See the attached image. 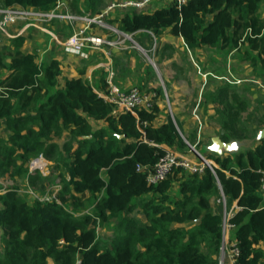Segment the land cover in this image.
Wrapping results in <instances>:
<instances>
[{
    "label": "trees",
    "instance_id": "trees-1",
    "mask_svg": "<svg viewBox=\"0 0 264 264\" xmlns=\"http://www.w3.org/2000/svg\"><path fill=\"white\" fill-rule=\"evenodd\" d=\"M60 1L69 0H0V7L49 12ZM263 3L189 0L180 6L167 0L153 10L126 8L132 11L116 22L123 33L142 32L157 41L169 32L196 55L204 47L239 50L243 43L258 49L264 43ZM24 44L19 36L0 49V177L27 176L35 184L39 178L29 173L30 161L53 159L62 150L68 178L61 176L58 200H28L17 186H0L2 264H220L222 209L234 204L239 210L228 220L234 264H264V134L253 149L207 156L215 174L177 167L151 185L145 168L167 150L186 154L189 148L179 122L159 124L164 110L157 102L150 110L117 111L83 74L64 77L59 60L39 64L38 54L25 52ZM237 119L225 118L232 130L226 142L239 136ZM194 137L186 140L194 145ZM87 197L95 199V213L68 209ZM135 212L142 217H132ZM97 221L115 224L110 246H102Z\"/></svg>",
    "mask_w": 264,
    "mask_h": 264
},
{
    "label": "crops",
    "instance_id": "crops-1",
    "mask_svg": "<svg viewBox=\"0 0 264 264\" xmlns=\"http://www.w3.org/2000/svg\"><path fill=\"white\" fill-rule=\"evenodd\" d=\"M125 1L128 0H69L64 1L65 7H63L61 11L70 13L75 12L80 17H87L86 15H92L91 17H95L108 12L107 10L112 4ZM159 5L160 2H157V4L153 3L152 6L149 7V10H153ZM124 11H132V9L123 10L117 8L108 12V20L114 21V23L107 22L112 29L100 27L94 24L90 26L91 32L95 36L102 37L109 42H116L118 44L116 46L105 45L98 50L87 49L85 57L69 54L65 50L64 43L73 33L88 26L87 23L86 25L84 24L81 26L76 22L71 23L60 20L53 21L51 24L30 25L20 22L18 24L11 25L7 32H0V49L2 50L10 46L12 39L23 36L25 38L23 50L28 53L38 54L39 64H46L52 59L59 60L62 63L64 77L78 78L81 76L80 74H83V79L87 80L98 94L105 92L110 85H113L122 91L138 88L140 91L151 94V97L156 98L157 95L155 94L154 89L157 81H155L154 76H152L153 68L150 67V65L143 58H141V51L137 50L135 45L141 47L142 51L148 54L153 53L157 47L159 49V57L162 54L160 59L161 61L159 60L157 65L162 68L165 75L168 77V82L172 85L173 114L176 115L173 121L175 123L178 121L181 125V130L185 132V135L191 136L189 131L192 130V113L199 103L202 107H204V96L202 95L201 97V90L203 86L201 85L200 78L203 77L204 79L206 73H201L199 71L201 69V63L199 61L206 64L207 48L204 47L199 49L197 51L198 54H194L197 57L195 59L192 52L187 48L184 40L181 37L172 36L169 32H166L163 35V38L159 41H157L156 37L153 35H151L150 38L145 37L142 32H137L130 35V38H128L126 36L128 34L118 30V23L116 22V20H120L122 18L125 13ZM216 59L217 58L214 57V62H217ZM170 67L174 68L178 75L175 74L174 76H171L170 74L173 70H170ZM186 72L191 75H188L189 77L187 78V82L190 86H193V93L180 95L178 94V89L180 87L177 86V83L179 85L181 82L180 77L182 75L183 77L187 76L184 75ZM176 76L178 77L176 78ZM158 101L159 98L154 99V103L157 102L159 107L164 110L161 112L159 119V124H161L168 121L170 118L165 115V105ZM206 106L207 108L205 113L207 114L212 112L210 114H214L216 119L214 125L210 126V124H204V127L213 128L214 132L217 133L213 135L205 134V140L203 141H207V136H209L210 140L208 141L210 143H204L203 146L197 149L196 152L206 157L224 155L233 156L236 155V153L238 154V152L240 153V151H237L236 153H233L232 151V147L237 148V146L233 145V142H235L234 139H232L229 143H224V141L221 140L223 126L220 127V125H223L224 118L223 116H218L220 113H223L224 115L223 109L221 108L222 106L218 108L212 101ZM186 107L188 108L185 109ZM201 114L202 118L206 121L208 117H206L204 112H202V109ZM233 114L235 115L236 112ZM210 123L212 124V122ZM218 133L220 136H217ZM260 134L261 137L264 134V130L260 131ZM260 137L256 138V142L252 143V145H250L251 147L248 146L249 143L247 141L242 142L244 146L246 144V147L245 149H242L241 152L253 149L258 144ZM194 139L195 146L193 147L198 148L197 146L200 142L202 143V141H196L195 137ZM185 141L190 147H192L187 140ZM177 153L182 156L186 155L180 153L179 151ZM188 160L194 161L192 158ZM260 195L264 200V187L260 190ZM238 210L239 207L234 204L229 210H226L224 207L223 213L226 212L231 218ZM231 233L232 231L230 230L228 235L230 236Z\"/></svg>",
    "mask_w": 264,
    "mask_h": 264
},
{
    "label": "rangeland",
    "instance_id": "rangeland-1",
    "mask_svg": "<svg viewBox=\"0 0 264 264\" xmlns=\"http://www.w3.org/2000/svg\"><path fill=\"white\" fill-rule=\"evenodd\" d=\"M162 1L167 0H157L156 2ZM150 5L152 6V3ZM72 14L76 16L78 15L75 12H72ZM259 15L261 16L264 23V4L260 9ZM76 23L81 26L84 24L86 25L84 21H79ZM263 44L264 43L262 42V44L259 45L258 49H252V46L246 43H243L239 50L232 49L230 46L227 48L219 47L217 49L211 50L207 48L206 64L199 61L201 63V69L199 71L201 73H206L204 79L203 77L200 78L201 85L203 86L201 90V97L202 95L204 96V107H202L199 103V105L194 109V112L192 113L193 119L191 120L192 124L194 125L190 123L192 126V130L189 131L191 135L195 136L196 141H202V143L199 141L200 144L198 148L194 147L196 151L197 149L201 148L204 143H210L208 141L210 140L209 136H207V141H203L205 140V134L213 135L217 133L214 132L213 128L211 129L204 127V124H210V126L214 125L216 119L214 114H210L212 112H209L207 114L205 113L207 108L206 105L211 103V101L214 102L215 106L218 108L222 106L221 108L224 112V115L223 113H220L218 116L224 117V121L222 120L223 125H220V127L223 126V131L221 132V140H223L224 143H229L232 140L231 139L226 142L223 138L224 136L226 137L229 134H231L232 136L230 125L224 124L227 123L225 121V118H232V116H234V112H236L237 114L238 119L233 128L235 131H239V136L238 138L233 137V139L235 140V142H233V145L237 146V148L232 147L233 153H236L237 151L241 152L242 149H245L246 144L244 146L242 142L247 141L249 143L248 146L251 147L250 145L256 142V138L260 137V131L264 130V55L261 54V46H263ZM135 47L137 50H140L143 53L142 54L140 52L141 58H143L150 65V67L153 68L152 76H154L155 81H157L156 87L154 89L157 97L153 99L159 98L158 102H161L165 105V115L171 120H174L176 115L173 114L174 108L172 106V85L168 82V77L165 75V72L159 65H157V62H159V60L161 59L162 54L159 57V49L157 47L154 52L150 54L143 52L141 47H138L136 45ZM193 56L195 59L197 58L194 54ZM214 57L217 58V62H214ZM170 70H173V72L170 74L171 76L177 74L174 68L170 67ZM184 75L187 76L183 77L182 75L180 77L181 82L179 83V85L177 83V86L180 87L178 89V94H192L193 86H190V84L187 82V78L189 77L188 75L190 74L186 72ZM177 77L178 76H176V78ZM144 94L149 96L151 95L148 93ZM187 108L188 107H186L185 109ZM201 109L206 117H208L206 121L202 118ZM210 122H212V124ZM179 133L184 138V140H186L181 130H179ZM217 136H220L219 133L217 134ZM191 146L193 147L195 145ZM192 147L189 146V148L185 150L186 155L183 156L187 159L192 158L195 162H199L200 155ZM176 152L178 151L176 150ZM66 156L67 154L64 153V151L60 150L55 158H46L48 161V165L45 167L43 173L41 171H34L33 173H30L29 170V173L31 175L36 176L38 174L37 177L39 179L35 184L30 183L27 176L12 177L8 174L4 177H0V186L4 188L17 186L20 189L21 194L28 200L33 198L44 200L52 199L54 186L58 184L63 186V183L61 182V176H64V178H68L67 171L62 163V158ZM60 185L58 187H60ZM67 207L70 211H74L76 215L93 214V212L95 213V199H88L87 197L81 201L79 207H74L75 209L69 206ZM132 217H135V219H139L142 217V215L140 214V212H135L134 214H132ZM97 222L98 236L100 242L102 243V246H110L113 239L115 238V230L113 229L115 224L105 223L103 221ZM228 234L229 231L226 235H224V245L221 251L220 264H234V251L230 247H228ZM2 235V230L0 229V264H2L4 255V243L2 240ZM49 264L54 263L50 261Z\"/></svg>",
    "mask_w": 264,
    "mask_h": 264
},
{
    "label": "built area",
    "instance_id": "built-area-1",
    "mask_svg": "<svg viewBox=\"0 0 264 264\" xmlns=\"http://www.w3.org/2000/svg\"><path fill=\"white\" fill-rule=\"evenodd\" d=\"M155 0H128L121 3H114L108 8V12L117 9V8H136L144 9L149 4ZM178 5L186 4L189 0H175ZM65 7V3L60 1L58 6L49 12H43L35 10L32 8H22V7H11L5 8L0 7V32H7L8 28L11 25L24 22L30 25L35 24H51L53 21H68L75 23L77 21H84L88 26L76 31L73 33L64 43L65 50L69 54L85 57L87 49H99L105 45L116 46L118 43L109 42L102 37L95 36L90 29L92 24L112 29L105 20L108 12L101 14L95 17H80L76 16L70 12H62L61 9ZM130 38V35H126ZM111 84V82H110ZM106 102L114 106L117 111L120 112H134L137 108H146L150 110L153 107L154 99L153 97L144 94L137 88H132L128 91H122L116 86L110 85L109 89L105 92L98 94ZM199 162L190 161L187 158L181 156L174 150H167L165 156H163L158 164L153 168L147 169V181L151 185L159 184L160 182L167 179L174 168L182 167L187 169L190 173L203 174L207 169L211 170L215 174L216 164L212 159H209L201 154H199ZM48 165L47 159L41 155L37 158H34L29 163L30 173L34 171H41L42 173L45 170V167ZM139 170L144 169L141 166H138ZM264 187V175L262 179ZM54 186L53 198L46 200L57 199V195L62 190V186ZM38 199V198H37ZM44 200V199H40ZM230 216L225 212L224 213V235L232 228V225L228 223ZM228 230V231H227Z\"/></svg>",
    "mask_w": 264,
    "mask_h": 264
},
{
    "label": "clouds",
    "instance_id": "clouds-1",
    "mask_svg": "<svg viewBox=\"0 0 264 264\" xmlns=\"http://www.w3.org/2000/svg\"><path fill=\"white\" fill-rule=\"evenodd\" d=\"M129 35V34H128ZM200 154V153H199ZM206 157V156H205ZM58 196V195H57ZM57 198V197H56ZM56 200H58V199H56Z\"/></svg>",
    "mask_w": 264,
    "mask_h": 264
},
{
    "label": "water",
    "instance_id": "water-1",
    "mask_svg": "<svg viewBox=\"0 0 264 264\" xmlns=\"http://www.w3.org/2000/svg\"><path fill=\"white\" fill-rule=\"evenodd\" d=\"M193 149H194V147H193ZM195 151H196V149H194Z\"/></svg>",
    "mask_w": 264,
    "mask_h": 264
}]
</instances>
